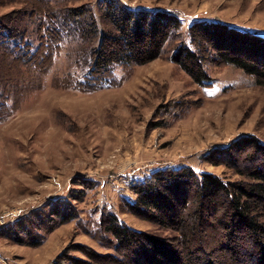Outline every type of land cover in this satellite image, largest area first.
<instances>
[{"label": "rangeland", "instance_id": "374dc122", "mask_svg": "<svg viewBox=\"0 0 264 264\" xmlns=\"http://www.w3.org/2000/svg\"><path fill=\"white\" fill-rule=\"evenodd\" d=\"M29 1L0 0L1 24L15 18L31 31L36 22L26 14ZM100 1L51 2L58 14L91 10L97 34L91 45L71 31L45 70L23 66L0 48V93L9 102L0 114V264H134L146 246L118 245L99 225L107 214L130 229L180 244L177 230L129 206L136 198L133 184L180 167L248 184L254 181L248 174L264 168L262 154L233 145L247 136L264 144V84L220 63L214 52L203 60L207 84L172 59L189 41L195 21L264 36V0H119L127 8L177 16L180 31L155 60L116 67L115 86L85 90L76 78L105 29ZM181 190L192 194L187 185ZM223 197L204 201L196 220L185 212L197 233L189 245L193 264H234L224 246L227 225L237 234L240 264H257V242L225 211ZM54 208H64L63 214ZM23 218V227L4 231Z\"/></svg>", "mask_w": 264, "mask_h": 264}, {"label": "trees", "instance_id": "16d2710c", "mask_svg": "<svg viewBox=\"0 0 264 264\" xmlns=\"http://www.w3.org/2000/svg\"><path fill=\"white\" fill-rule=\"evenodd\" d=\"M52 1L56 0L29 1L31 8L26 14L36 22L31 31L15 18L9 26L0 21L2 51L35 71L52 65L71 31L89 39L91 45L97 34L91 10L68 8L66 14H58L52 8ZM100 10L105 29L99 43L89 48L86 71L76 78V85L85 90L115 86L116 67L144 65L155 60L181 28L179 18L171 13L127 8L119 0H101ZM188 36L189 41L179 45L172 59L197 82H209L203 60L206 53L214 52L220 63L237 67L254 77L257 83L264 84V36L207 20L193 22L188 28ZM8 108L9 102L0 93V114ZM233 145L264 156V144L253 136L236 140ZM248 175L254 181L242 184L225 181L212 173L197 174L188 167L166 168L133 184L136 198L127 202L129 206L146 211L164 226L177 230L179 236L175 241L180 245L130 229L113 213L101 218L99 225L121 247L129 249L138 241L146 246L140 260L134 264H193L195 252L190 251L189 245L197 233L185 212L188 218L196 220L204 201L220 202L224 196L225 211L229 210L231 217L238 219L239 228L254 237L258 245L257 264H264V212L261 211L264 208V168L258 167ZM184 185L188 186L191 195H182ZM63 210L54 208L53 213L62 215ZM23 222L24 218L17 220L4 231L21 228ZM232 228L227 225V240L220 241L230 250L233 263L240 264L235 244L237 234Z\"/></svg>", "mask_w": 264, "mask_h": 264}]
</instances>
